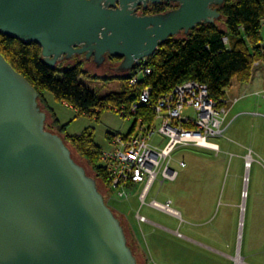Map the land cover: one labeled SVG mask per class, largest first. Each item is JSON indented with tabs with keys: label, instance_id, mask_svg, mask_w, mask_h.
<instances>
[{
	"label": "water",
	"instance_id": "obj_1",
	"mask_svg": "<svg viewBox=\"0 0 264 264\" xmlns=\"http://www.w3.org/2000/svg\"><path fill=\"white\" fill-rule=\"evenodd\" d=\"M173 1L164 12L138 6ZM225 0H0V33L36 42L55 67L74 55L118 71L169 37L214 23ZM38 93L0 53V264H139L97 182L57 132Z\"/></svg>",
	"mask_w": 264,
	"mask_h": 264
},
{
	"label": "rangeland",
	"instance_id": "obj_2",
	"mask_svg": "<svg viewBox=\"0 0 264 264\" xmlns=\"http://www.w3.org/2000/svg\"><path fill=\"white\" fill-rule=\"evenodd\" d=\"M151 5L148 4L146 9L139 7L137 12H151ZM223 21L224 18L219 17L214 23L224 28ZM261 35L260 43L264 47V23ZM77 61L82 63L86 74L80 76L79 80L91 91L105 95L121 89L123 80L110 78L123 74L116 70L120 58L107 57L97 66L91 58L85 59L82 54L59 63L70 64ZM255 61L257 66L253 68L252 78H258L251 84L250 89L243 93L245 96L236 104H232L237 109L227 112L224 124L229 123V126L224 136L211 139L219 145L220 150L215 152L192 145L177 146L170 159L171 167L178 171L177 178L160 183L158 177L152 184L145 203H141L137 196L140 186L135 187L127 199L108 200L106 186L98 171L73 150L76 160L96 178L106 201L120 217L139 264H164L166 257L175 261L180 255L186 256L187 264H191V260L197 257L199 260L205 259V262L201 260L200 264H216V249L222 248L220 245L223 242L234 241L235 248L243 257L248 240L255 243L264 238V98L254 95L256 91L264 94V63L260 59ZM231 87L232 84L226 88L227 100L230 98ZM46 95L49 105L60 121L69 122L67 133H79L86 127H92L95 142L102 150L111 148L105 136L106 132L126 134L136 118L134 115L123 117L115 109H105L96 120L95 116L78 115L70 106L55 101L49 92H46ZM184 112L194 117L191 109ZM253 112L257 114H252ZM46 114L47 125L53 126L50 114ZM139 125L140 122L136 120V128L133 131ZM154 126L158 127L157 121H154ZM61 134L65 135L64 132ZM164 140L158 133L152 137V142L159 146H162ZM181 160L186 163L184 167L178 164ZM153 199L159 202L172 200L171 206L181 211L183 221L151 207L148 203ZM137 212L165 228L151 224L139 226ZM129 228L141 236L146 253L133 243ZM175 230L181 235H177ZM156 238L161 240L156 241Z\"/></svg>",
	"mask_w": 264,
	"mask_h": 264
},
{
	"label": "trees",
	"instance_id": "obj_3",
	"mask_svg": "<svg viewBox=\"0 0 264 264\" xmlns=\"http://www.w3.org/2000/svg\"><path fill=\"white\" fill-rule=\"evenodd\" d=\"M176 6L177 3L171 1L156 3L151 5V12L142 14L164 12ZM218 11L220 17L224 18V28L215 23L199 24L184 36L167 38L153 55L147 57L145 66L151 69L148 75L141 76L132 86L128 84L132 69L121 75L110 76L111 79H122L123 84L120 90L105 95L91 91L79 80L80 76L86 75L80 61L58 63L51 67L42 60L41 48L36 42H25L0 33V53L37 91L39 103L52 120L53 126L46 123V127L59 133L72 151L75 150L88 165L98 171L107 186L108 176L100 161L102 148L95 142L94 129L86 127L79 133L68 134L69 122H59L47 103L45 93L49 92L55 101L70 106L78 115L95 116L96 120L105 109L124 106L128 112L130 105L146 86L151 87V99L155 102L176 84L194 79L205 83L209 95L214 99H225L226 88L232 80L247 84L252 78L253 62L260 59L264 63V47L260 43L264 0H225ZM223 37L227 38L226 42ZM129 115L136 118L143 116L150 121L153 109L151 106L140 105ZM136 118L128 132L133 129ZM113 134L106 132L105 136L109 139ZM129 231L132 238L133 231L131 228Z\"/></svg>",
	"mask_w": 264,
	"mask_h": 264
},
{
	"label": "built area",
	"instance_id": "obj_4",
	"mask_svg": "<svg viewBox=\"0 0 264 264\" xmlns=\"http://www.w3.org/2000/svg\"><path fill=\"white\" fill-rule=\"evenodd\" d=\"M223 41L226 42L227 38L223 37ZM146 62L147 57L134 61L131 68L133 74L128 79L129 85L136 84L141 76L151 72V69L145 66ZM255 66L256 61L253 62V68ZM151 92L150 86L143 88L139 97L128 108V112L124 106L115 109L121 116H129V113H134L140 105L151 106L153 117L147 121L143 116H138L136 120L140 125L135 131L134 124L133 129L126 134H113L108 139L111 148L102 150L100 161L108 176V200L127 199L135 187L140 186L137 196L141 203H145V198L158 177L160 183L174 181L178 171L171 167L170 159L177 146L192 145L218 152V144L211 139L224 136L229 126V123L224 124L228 112L227 104H234L245 96L242 93L230 100L214 99L209 95L207 85L194 79L176 84L155 102L151 99ZM254 95L264 98V94L259 91ZM186 109H191L194 117L185 114ZM154 121L158 122L157 128ZM156 133L165 139L162 146L152 142ZM178 164L184 167L186 163L181 160ZM148 204L181 219L180 212L171 206L170 200L159 202L153 199ZM136 219L138 223L146 221V217L140 212L136 213Z\"/></svg>",
	"mask_w": 264,
	"mask_h": 264
},
{
	"label": "crops",
	"instance_id": "obj_5",
	"mask_svg": "<svg viewBox=\"0 0 264 264\" xmlns=\"http://www.w3.org/2000/svg\"><path fill=\"white\" fill-rule=\"evenodd\" d=\"M257 78L258 77L255 76L247 84L246 83L237 82L236 80H232L231 81V84H232L231 88L232 89L230 90L231 94H230L229 100L232 97H237L238 95H241L242 93H244L246 90L250 89L251 84ZM243 85H245V86L243 87ZM45 97H46L47 103H48V98H47L46 93H45ZM228 104H230V103H228ZM234 104H236V103H234ZM48 105H49V103H48ZM228 106H229L228 107V111L229 112H232L234 109H237V108H235V105L233 106L232 104H230ZM52 110L54 111L53 108H52ZM238 112H236V113H238ZM54 113L57 116V113L55 111H54ZM57 118H58V116H57ZM58 120H59L60 123H62L59 118H58ZM68 134H70V133H68ZM168 200H170V199H168ZM170 202L172 204V200H170ZM175 209H177V208H175ZM178 211L180 212V215H181V218H182L181 211L180 210H178ZM180 220L183 221L182 219H180ZM181 223H180V225H181ZM141 224H151V225H156V226L161 227V228H165V227H163V226H161V225L149 220L147 217H146V221H144L142 223H138L139 226H141ZM132 231H133L132 238L134 239L136 245L140 248V250L142 252L146 253L145 248H144V244H143L142 239H141V236H139L136 233V231H134V230H132ZM174 232L177 235H181L177 230H175ZM262 234L264 236V224H263V232H262ZM160 240H161L160 238H156V241H160ZM220 246H222V248L216 249V252H217V254H216V264H264V238H261L260 240L256 241L255 243L254 242L250 243L249 240H248V243H247L246 249H245L246 251H245V254H244L243 257L240 255V253L235 248L234 241L230 242L229 240H227L226 242H223ZM237 256H239L241 258L240 261L237 260ZM198 258L199 257H197L196 259H192L190 263L191 264H200L201 260L205 262V259L202 258L201 260H199ZM185 260H186V256H184V255L178 256L175 259V261L174 260L170 261L169 258L166 257L164 264H187V263H185ZM213 262H215V260H213ZM212 264H215V263H212Z\"/></svg>",
	"mask_w": 264,
	"mask_h": 264
},
{
	"label": "flooded vegetation",
	"instance_id": "obj_6",
	"mask_svg": "<svg viewBox=\"0 0 264 264\" xmlns=\"http://www.w3.org/2000/svg\"><path fill=\"white\" fill-rule=\"evenodd\" d=\"M164 2H170V1H164ZM171 2H173V1H171ZM174 3H176V2H174ZM139 7H141L142 8V6L140 5V6H138L137 7V9H136V11L139 9ZM107 57H109V56H107ZM97 182V181H96ZM97 185H98V182H97ZM98 188H99V186H98ZM99 190H100V188H99ZM100 192H101V190H100ZM102 193V192H101ZM103 194V193H102ZM103 197H104V195H103ZM104 199H105V201H106V198L104 197ZM107 202V201H106ZM108 203V202H107Z\"/></svg>",
	"mask_w": 264,
	"mask_h": 264
},
{
	"label": "bare ground",
	"instance_id": "obj_7",
	"mask_svg": "<svg viewBox=\"0 0 264 264\" xmlns=\"http://www.w3.org/2000/svg\"><path fill=\"white\" fill-rule=\"evenodd\" d=\"M247 160H248V161H247V163H248V162H249V156H247ZM237 260L240 261L241 258H240L239 256H237Z\"/></svg>",
	"mask_w": 264,
	"mask_h": 264
}]
</instances>
